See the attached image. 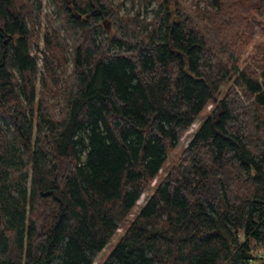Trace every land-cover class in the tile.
I'll use <instances>...</instances> for the list:
<instances>
[{"label":"trees","instance_id":"16d2710c","mask_svg":"<svg viewBox=\"0 0 264 264\" xmlns=\"http://www.w3.org/2000/svg\"><path fill=\"white\" fill-rule=\"evenodd\" d=\"M53 3L41 68L43 0H0V264H93L120 227L97 264H264V0Z\"/></svg>","mask_w":264,"mask_h":264},{"label":"rangeland","instance_id":"374dc122","mask_svg":"<svg viewBox=\"0 0 264 264\" xmlns=\"http://www.w3.org/2000/svg\"><path fill=\"white\" fill-rule=\"evenodd\" d=\"M114 3H119V1H123L122 5H121V12H135L138 10L139 5L137 3V0L134 1L133 0H113ZM185 4H187L190 8H194V6L198 5H202V0H182ZM140 12L142 15H147L150 16V12L146 11L145 7H141L140 8ZM37 15H39V20H37ZM52 17V18H51ZM51 18V19H50ZM29 22L30 25H32L34 23L35 27H37L39 29V47L36 46L35 44L32 46V52L33 53H38V58H39V62L41 64V68L42 66V53L40 51L41 47L44 46V34H45V28H49L51 29V32L55 35H58L57 32V28L60 26V21L57 18L56 14L54 13V3L53 0H43V4L41 9L37 12H33L31 14V18H29ZM52 20V21H51ZM260 20H264V17H261ZM255 23V34L253 39L251 40V42L249 43L247 49L245 50V52L242 54L241 58L245 59L249 52L252 50L255 42L257 41L258 38L261 37L262 35V26L260 23L256 22V20H253ZM104 25L106 27H109L111 25L107 24L108 22H103ZM60 41L62 43V45L65 47V53L66 55L70 58L71 55V47L68 45L67 43V38L65 33L63 32V30H61L60 35H59ZM212 104H208L207 108H211ZM206 112V110H204V113ZM201 121V118L197 119L196 122H194V124L192 125V127L190 129H188L186 131V133L182 136V138L180 139V141L178 142L176 148L171 152L170 156H169V160L167 161V163H169V161H171V158L174 154H176V152L180 151L189 141L191 134L193 133V131L196 129V127L198 126L199 122ZM166 167V166H165ZM164 168L161 169V173L163 174L164 172ZM155 181L152 182V184H154ZM152 190L151 187H149L142 195L141 197L138 199L137 204L134 206L133 208V212L131 213V215L134 214V212L137 211V209L139 208V205L144 201L146 195L148 193H150ZM123 227H120L117 234L114 236V238L111 240V242L103 248V250L98 254L96 261L93 264H97L99 261H101L104 256L106 255V253L108 252V250L110 249V247L113 245L115 239L117 238L118 234L122 231Z\"/></svg>","mask_w":264,"mask_h":264},{"label":"water","instance_id":"95a60500","mask_svg":"<svg viewBox=\"0 0 264 264\" xmlns=\"http://www.w3.org/2000/svg\"><path fill=\"white\" fill-rule=\"evenodd\" d=\"M104 22H106L105 20H104ZM111 22L110 21H108V23L107 24H110Z\"/></svg>","mask_w":264,"mask_h":264},{"label":"bare ground","instance_id":"6f19581e","mask_svg":"<svg viewBox=\"0 0 264 264\" xmlns=\"http://www.w3.org/2000/svg\"><path fill=\"white\" fill-rule=\"evenodd\" d=\"M185 62V61H184Z\"/></svg>","mask_w":264,"mask_h":264}]
</instances>
